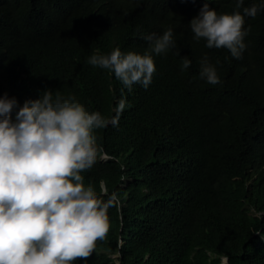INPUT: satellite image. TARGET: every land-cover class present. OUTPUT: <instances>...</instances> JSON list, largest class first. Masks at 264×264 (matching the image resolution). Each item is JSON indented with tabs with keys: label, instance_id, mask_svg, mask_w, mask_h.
<instances>
[{
	"label": "trees",
	"instance_id": "trees-1",
	"mask_svg": "<svg viewBox=\"0 0 264 264\" xmlns=\"http://www.w3.org/2000/svg\"><path fill=\"white\" fill-rule=\"evenodd\" d=\"M204 3L0 0V95L22 106L50 91L108 121L94 130L96 162L81 175L119 202L107 237L73 264H264V3L208 4L259 9L244 17L239 59L195 38L190 21ZM169 28L175 47L153 54L147 89L88 63L117 48L144 54L146 37ZM205 57L218 84L200 76Z\"/></svg>",
	"mask_w": 264,
	"mask_h": 264
},
{
	"label": "clouds",
	"instance_id": "clouds-1",
	"mask_svg": "<svg viewBox=\"0 0 264 264\" xmlns=\"http://www.w3.org/2000/svg\"><path fill=\"white\" fill-rule=\"evenodd\" d=\"M210 2L217 0H205L190 21L195 38L206 40L208 48H226L239 59L246 48L244 17H255L259 9L254 4L243 14L218 13L208 7ZM236 3L239 8L244 0ZM146 39L151 43L144 54L117 48L90 56L88 63L110 70L128 88L141 84L147 89L156 71L153 54L166 53L175 42L171 28ZM190 63L185 57L182 69ZM200 76L209 84L220 82L206 57ZM107 123L74 97L53 99L45 91L19 106L14 97L0 95V264H73L86 260L107 237L108 210L118 204V195L113 192L102 200L81 175L96 162L94 130Z\"/></svg>",
	"mask_w": 264,
	"mask_h": 264
},
{
	"label": "rangeland",
	"instance_id": "rangeland-1",
	"mask_svg": "<svg viewBox=\"0 0 264 264\" xmlns=\"http://www.w3.org/2000/svg\"><path fill=\"white\" fill-rule=\"evenodd\" d=\"M222 262L225 263V264L227 262V261H225V258L224 257L222 258ZM117 264H119V263H117Z\"/></svg>",
	"mask_w": 264,
	"mask_h": 264
},
{
	"label": "water",
	"instance_id": "water-1",
	"mask_svg": "<svg viewBox=\"0 0 264 264\" xmlns=\"http://www.w3.org/2000/svg\"><path fill=\"white\" fill-rule=\"evenodd\" d=\"M225 258V261H227V258L226 257H224Z\"/></svg>",
	"mask_w": 264,
	"mask_h": 264
}]
</instances>
